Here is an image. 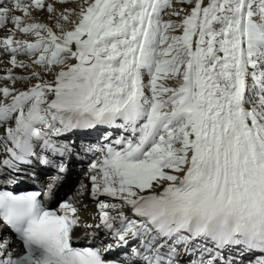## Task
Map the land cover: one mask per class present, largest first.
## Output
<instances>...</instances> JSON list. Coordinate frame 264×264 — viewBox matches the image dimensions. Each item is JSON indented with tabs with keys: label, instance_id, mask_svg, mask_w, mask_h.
<instances>
[{
	"label": "snow or ice",
	"instance_id": "6c2138e0",
	"mask_svg": "<svg viewBox=\"0 0 264 264\" xmlns=\"http://www.w3.org/2000/svg\"><path fill=\"white\" fill-rule=\"evenodd\" d=\"M0 30L35 80L0 87V264H264V0H0ZM77 155L92 223L6 188Z\"/></svg>",
	"mask_w": 264,
	"mask_h": 264
},
{
	"label": "bare ground",
	"instance_id": "6f19581e",
	"mask_svg": "<svg viewBox=\"0 0 264 264\" xmlns=\"http://www.w3.org/2000/svg\"><path fill=\"white\" fill-rule=\"evenodd\" d=\"M5 2H7V0H5ZM69 7H74L75 5H68ZM57 7H62V5H57ZM35 15L38 17V19L41 21V22H44V23H48L52 26H54L55 24V21L54 20H51L49 19V14L47 12H37L35 13ZM4 31L3 30H0V36L4 35ZM0 59H3L5 61H7L8 57L7 56H4V57H0ZM18 59H26V57H18ZM7 68H12V65L11 64H8V63H0V76H5L7 73L5 71V69ZM12 71H13V74L14 75H17V76H25V75H29L30 74V71L31 69H24V68H12ZM46 78H50V77H46ZM32 83H35V80L31 81V82H25V81H17L15 85H13L10 81H7V80H0V87H3V86H8V87H15L17 89H25L26 87H29L31 86ZM0 99H2V97H0ZM6 103L8 101H5ZM10 123H13V126H14V122L10 121ZM102 129H104L103 127H98L97 129H93V130H90L92 131V133H89L90 134V137H85L87 135H81L79 133H76L74 135L71 136V138L73 140H76L78 143H95L97 142L98 140H101V137H95L96 134H98L99 131H101ZM106 130L103 131L102 135L104 134ZM109 131H112L113 133V137H115L116 135L119 134L118 131L116 130H111L109 129ZM3 133V129L0 128V134ZM101 142H103L101 140ZM5 153H4V150H3V146L2 144H0V159H3L5 158ZM94 159H96L95 156H92V155H77L75 157H67L65 158V160L63 162H66L68 163V166L69 168L71 169V176H72V179L74 181V184H73V193L71 194V199L73 202L76 203V205L78 207L81 208V218L86 222V223H92V215L95 214L96 212V207H95V204L92 200V198L88 195L87 192H85L83 195H81V184H86L88 185L89 189L91 187V184H90V181L88 180L87 176H86V171H87V167H88V164L90 162H92ZM34 163V166L37 167L35 168V170H33L37 176V178L39 180H44L46 179V177L44 176H40L39 175V172L38 170L42 169L44 171L47 172V174H49L51 172V166H46V165H42V164H38L36 163L35 161L33 162ZM86 206V208H85ZM103 234H101L102 236Z\"/></svg>",
	"mask_w": 264,
	"mask_h": 264
},
{
	"label": "rangeland",
	"instance_id": "374dc122",
	"mask_svg": "<svg viewBox=\"0 0 264 264\" xmlns=\"http://www.w3.org/2000/svg\"><path fill=\"white\" fill-rule=\"evenodd\" d=\"M72 181H73V179H72ZM73 184H74V181H73ZM73 184H72V185H73Z\"/></svg>",
	"mask_w": 264,
	"mask_h": 264
}]
</instances>
